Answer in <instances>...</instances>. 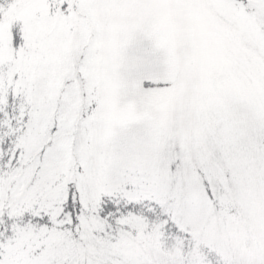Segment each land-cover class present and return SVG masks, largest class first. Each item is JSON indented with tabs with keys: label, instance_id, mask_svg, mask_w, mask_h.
Listing matches in <instances>:
<instances>
[{
	"label": "snow or ice",
	"instance_id": "obj_1",
	"mask_svg": "<svg viewBox=\"0 0 264 264\" xmlns=\"http://www.w3.org/2000/svg\"><path fill=\"white\" fill-rule=\"evenodd\" d=\"M0 264H264V0H0Z\"/></svg>",
	"mask_w": 264,
	"mask_h": 264
}]
</instances>
